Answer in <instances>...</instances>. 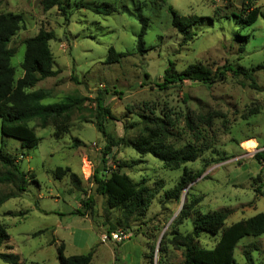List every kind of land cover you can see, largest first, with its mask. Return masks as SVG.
Wrapping results in <instances>:
<instances>
[{"label":"rangeland","instance_id":"obj_1","mask_svg":"<svg viewBox=\"0 0 264 264\" xmlns=\"http://www.w3.org/2000/svg\"><path fill=\"white\" fill-rule=\"evenodd\" d=\"M40 1L0 0V14L21 19L7 46L16 51L11 59L14 78L22 77L24 40L40 30L53 32L48 47L53 69L59 73L27 91H43L47 96L43 105L69 96L81 104L45 129L33 121L22 127L23 133L3 126L7 135H2L0 124V149L25 175L24 183L15 177L0 183V199L8 198L0 205V223L9 235L1 253L18 255L21 264H58L57 248L63 244L65 257L92 252L91 264H129L130 259L131 264L137 260L147 264L144 255L153 246L152 264H182V250L170 241L174 233H191L195 217L224 212L225 226H229L264 213V167L254 159L264 147V19L243 29V0H61L65 13L57 7L45 12ZM84 5L105 8L110 14H96ZM252 6L264 14V0ZM169 7L179 16L206 19L189 28V38H184L171 26ZM139 18L147 19L141 54L136 51ZM109 48L130 55L106 64ZM170 62L177 74L194 64L211 72L223 66L253 70L256 89L248 79L232 73L209 88L181 81L161 89L158 85ZM97 100L111 114L103 122L107 131L127 143L107 157L102 154L104 139L96 129ZM195 116L212 122L211 128L198 127L200 141L186 126V119ZM154 118L170 123L166 144L176 149L199 148L195 162L171 170L128 145L147 135L148 120ZM34 139L38 141L35 148H21L22 142ZM244 152H248L245 159L230 162ZM184 169L198 177L179 200L167 199L166 193L174 189ZM97 171L101 179L119 171L151 189L154 194L145 215L131 217L124 227L122 211L109 209L106 198L97 192L93 177ZM4 177L7 169L0 165V179ZM197 197L201 201L180 220L184 203ZM111 229L129 234L130 241L103 243L101 236ZM161 240L163 251L158 254ZM218 240L219 235L200 234L196 241L212 249ZM125 251L128 261H120ZM234 260L264 264V235L241 239ZM0 264L4 263L0 260Z\"/></svg>","mask_w":264,"mask_h":264},{"label":"trees","instance_id":"obj_2","mask_svg":"<svg viewBox=\"0 0 264 264\" xmlns=\"http://www.w3.org/2000/svg\"><path fill=\"white\" fill-rule=\"evenodd\" d=\"M256 0H243L241 12L243 15L242 26L249 28L253 26L258 18L264 19V14L258 9L253 8L252 3ZM40 6L43 11H49L57 7L65 13L61 0H41ZM96 14H110L105 8L85 6ZM168 13L171 16V26L184 38H189L188 29L200 21L203 17L179 16L170 7ZM19 15L0 14V124L2 125V135L6 130L4 127L13 128L12 130L21 131L22 127L37 121L39 127L45 129L51 122L68 114L73 109L80 106L81 100L74 97H66L62 101L43 105L42 101L47 97L43 91H27L32 89L42 80L56 77L58 70L53 69V58L49 50L48 43L54 39L53 32L40 30L35 37L24 40V54L20 68L22 77L15 80V71L11 66V59L16 51L14 48H8V43L20 28ZM140 30L136 38V51L141 54L143 49V38L147 31V19L139 18ZM244 38V36H239ZM245 40L241 47L244 48ZM127 52L118 53L113 48H109L105 58L106 64L118 63L121 59L128 57ZM256 69H262L258 66ZM228 73L235 76H243L251 82L252 89H256L254 83L253 70L247 71L243 68L234 69L231 66H223L211 72L201 64L188 66L181 73H175L173 64L170 62L165 70L163 81L158 87L165 89L170 85L181 81L198 82L207 88L216 82L225 79ZM256 113V112H254ZM251 113L250 115H252ZM111 117L110 111L104 108L101 101L96 103V129L104 139L105 145L103 156L107 157L114 148L126 145L122 139H117L112 133L108 132L103 122ZM151 128L143 138L128 144L134 148L137 153L150 154L158 159L163 165L171 170H177L182 165L193 163L199 157V148L195 145H185L181 149L173 148L165 143V138L170 135L168 127L170 123L165 120L154 118L148 120ZM211 119L202 116L188 117L186 119L187 128L196 136L195 141L202 140L198 127L203 125L211 128ZM23 133V132H22ZM7 135V134H5ZM38 141H24L21 143L22 149H33ZM257 162H264V152L254 155ZM105 163L104 160H102ZM0 165L7 169V177L1 178L0 183L14 181V177L24 183V174L19 170L16 162L0 149ZM61 173V168L56 170ZM63 172V171H62ZM98 171L93 175L97 184V192L106 198V205L109 209H120L124 217V227H128V221L135 215L143 217L149 208L150 200L153 198V192L146 186L133 183L128 176L111 171L106 179L98 177ZM198 177V174L190 176L184 169L183 176L178 181L173 190L166 193L169 200H179L182 192ZM75 180V176L71 175ZM257 191V190H256ZM264 197V193L262 194ZM8 198L0 199L2 205ZM201 201L200 197L193 198L185 202L179 219H186L193 208ZM85 206H88L86 204ZM227 214L224 212H212L195 217L192 221V231L186 235L174 233L170 245L176 249L182 250V264H236L234 260V250L238 242L245 237H260L264 235V213H259L249 219L241 220L229 226H225ZM113 229L107 233H111ZM42 232L37 233L40 235ZM200 234H206L212 237L219 235V240L212 249H204L197 244ZM9 240L7 229L3 223H0V249ZM163 240V239H162ZM162 240L158 249V254L162 253ZM122 244V243H120ZM119 244V245H120ZM148 253L144 255L147 264H152L155 248L148 247ZM64 245L57 248L58 264H91L92 252L81 256L65 257L63 255ZM0 260L4 264H21L18 255L13 253H1ZM115 261H118L117 257Z\"/></svg>","mask_w":264,"mask_h":264},{"label":"built area","instance_id":"obj_3","mask_svg":"<svg viewBox=\"0 0 264 264\" xmlns=\"http://www.w3.org/2000/svg\"><path fill=\"white\" fill-rule=\"evenodd\" d=\"M247 151V150H246ZM257 152L256 148L253 150ZM264 152V147L258 151V153H263ZM248 152H244L243 154L239 156H235L234 158L231 159L230 162H238L240 160H243L246 158V155ZM250 156V155H249ZM262 166L264 167V162H262ZM130 235L126 234L122 231H116V232H111L109 234H104L101 236V241L104 243L105 241H112L114 243H122L123 241L129 240Z\"/></svg>","mask_w":264,"mask_h":264},{"label":"crops","instance_id":"obj_4","mask_svg":"<svg viewBox=\"0 0 264 264\" xmlns=\"http://www.w3.org/2000/svg\"><path fill=\"white\" fill-rule=\"evenodd\" d=\"M251 141V140H250ZM246 142V141H245ZM243 144V143H242ZM243 147V146H242ZM244 149V148H243ZM243 151V150H242ZM130 240H127V241H125V242H129ZM123 244V243H122ZM124 246V245H123ZM122 246V247H123ZM136 256V258L138 259V257H137V255H135ZM128 258H129V253L128 252H122L121 253V260L120 261H122V260H124V261H128ZM113 263H115V260L113 259ZM131 263H133V259H130V261H129V264H131ZM136 264H141V262H140V260H137V263Z\"/></svg>","mask_w":264,"mask_h":264},{"label":"bare ground","instance_id":"obj_5","mask_svg":"<svg viewBox=\"0 0 264 264\" xmlns=\"http://www.w3.org/2000/svg\"><path fill=\"white\" fill-rule=\"evenodd\" d=\"M248 144H250V143H248ZM251 145H254V146H256V145H255V143H252Z\"/></svg>","mask_w":264,"mask_h":264}]
</instances>
